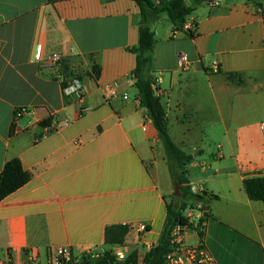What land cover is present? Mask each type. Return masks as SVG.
<instances>
[{"label":"crops","instance_id":"1","mask_svg":"<svg viewBox=\"0 0 264 264\" xmlns=\"http://www.w3.org/2000/svg\"><path fill=\"white\" fill-rule=\"evenodd\" d=\"M140 19L134 0H0V172L18 158L32 175L0 201L1 260L13 253L14 264H25L35 253L47 264L51 251L70 247L100 256L137 250L145 264L158 244L174 180L135 86L131 49ZM189 21L194 35L175 34L168 15L150 24L152 76L171 138L194 157L193 189L213 197L203 236L204 207L193 214L188 242H203L217 264H264V201L245 188L248 179H264V113L256 115L264 110V0L200 5ZM56 54L64 56L63 72L82 74L83 102L64 94L47 63ZM182 55L188 68L179 65ZM94 65L98 77L91 76ZM22 108L27 113L12 133ZM48 120L64 126L45 135ZM205 142L218 145L207 154ZM113 225L130 231L123 245L108 247L105 232Z\"/></svg>","mask_w":264,"mask_h":264},{"label":"trees","instance_id":"2","mask_svg":"<svg viewBox=\"0 0 264 264\" xmlns=\"http://www.w3.org/2000/svg\"><path fill=\"white\" fill-rule=\"evenodd\" d=\"M50 3L57 0H48ZM141 12L139 23V43L138 46L131 49L136 54L137 65L134 70L135 86L139 91V100L144 107L149 118L152 120L159 139L164 145L170 172L175 183L180 186L181 197H174L168 203V216L161 238L157 245L153 246L145 255V264H165L166 255L171 250V235L175 227L192 228L189 219L184 215L188 208L195 210L197 207L202 209L203 215L199 221L198 230L201 236L202 231L199 229L203 222L209 217L207 206L213 198L205 191H196L191 186L189 178V164L194 160L192 155H188L172 140L166 110L161 103V97L157 96L153 85L156 79L152 76V65L154 61V50L156 45L155 32L152 31L150 24L164 15H168L171 22L178 31L187 22L197 6L211 4L216 0H160L158 3L154 0H134ZM100 69L98 65L92 68L91 76H99ZM51 120L45 121L43 126L51 124ZM17 123L16 112L12 133ZM32 178L31 173L26 171L22 162L18 158L9 160L4 169L0 172V201L13 194ZM245 188L250 198L256 201H264V179L253 178L245 182ZM181 202L178 204L177 201ZM130 231L127 225H113L106 229L105 245L112 247L123 245ZM106 257V258H105ZM105 257L95 261L100 264H117L111 251H107ZM123 264H139V253L134 250Z\"/></svg>","mask_w":264,"mask_h":264},{"label":"built area","instance_id":"3","mask_svg":"<svg viewBox=\"0 0 264 264\" xmlns=\"http://www.w3.org/2000/svg\"><path fill=\"white\" fill-rule=\"evenodd\" d=\"M218 4V0L214 1L210 5L215 6ZM179 31H184L195 34L196 25L193 22H186L182 28L175 31V34ZM37 62L42 61V46L39 45L35 56ZM64 62V56L60 54L52 55L47 59V63L50 67L56 70L55 78L62 84L63 92L67 97H71L77 102H83L86 94V83L80 73H65L61 70ZM190 62L186 55H182L179 61V65L182 68H188ZM215 68L216 66L213 65ZM153 89L156 91L157 96L161 97V91L158 86V79L156 84L153 85ZM113 95L114 92L110 91ZM27 113L25 108L16 110V118L20 119ZM64 126L63 123H57L45 128V135L53 133ZM261 130L264 136V121L261 123ZM201 207V206H199ZM202 208V207H201ZM187 227L178 225L174 228L171 235V250L166 255L165 264H217L214 257L210 254L205 244L201 242L198 245L188 242ZM138 232H145L146 227L139 225L137 227ZM112 256L117 263H124L128 259V255L124 250L118 249L113 251ZM105 257L100 256L98 252L93 249L84 251L78 255L70 247H58L50 252L47 259V264H100L96 263L98 259ZM106 258V257H105ZM0 264H14L13 253H8L6 259L1 260ZM25 264H42L39 257L35 253H31L29 260Z\"/></svg>","mask_w":264,"mask_h":264},{"label":"rangeland","instance_id":"4","mask_svg":"<svg viewBox=\"0 0 264 264\" xmlns=\"http://www.w3.org/2000/svg\"><path fill=\"white\" fill-rule=\"evenodd\" d=\"M263 113H264V110L262 111L260 109L259 112L256 113V115H261ZM217 145H218V143L205 142L203 146H204L206 153L209 154V152L212 151ZM171 177H172V175H171ZM172 180H173V178H172ZM174 193H175V182H174V187H173V192H172L171 198L173 199L174 197H177V198L181 197L180 189H179V195L178 196H175ZM177 203L181 204V202H179V200L177 201ZM200 209H201V207H197L195 210L188 208V210L184 213V215L189 219L190 224L196 223V222H193V220L195 219L193 214L197 213ZM188 230H189V228L186 229V231H188ZM131 241L132 240H130L129 242H131ZM136 246H138V244L137 245L132 244V243L130 244L131 249H135Z\"/></svg>","mask_w":264,"mask_h":264},{"label":"water","instance_id":"5","mask_svg":"<svg viewBox=\"0 0 264 264\" xmlns=\"http://www.w3.org/2000/svg\"><path fill=\"white\" fill-rule=\"evenodd\" d=\"M179 189H180L179 184L175 183V193H174L175 196L179 195ZM117 264H122V263L120 262V263H117Z\"/></svg>","mask_w":264,"mask_h":264}]
</instances>
